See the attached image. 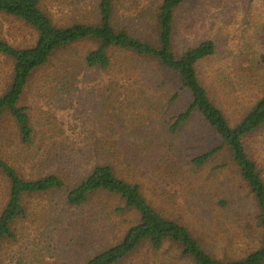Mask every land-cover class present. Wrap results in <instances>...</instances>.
<instances>
[{
  "label": "trees",
  "instance_id": "obj_1",
  "mask_svg": "<svg viewBox=\"0 0 264 264\" xmlns=\"http://www.w3.org/2000/svg\"><path fill=\"white\" fill-rule=\"evenodd\" d=\"M190 1L0 0V16L27 27L32 35L13 44L0 31V56L8 64L0 84V264L12 245L38 230L35 223L48 221L39 204L33 206L36 198L49 201L42 204L47 214L55 208L67 214L94 206L91 219L101 223L104 243L72 264H123L142 247L156 252L158 264H264V168L249 144L264 128V93L234 119L212 98L199 66L215 55L217 43H177L180 12ZM259 63L264 66V52ZM85 75L89 80L111 78L112 96H104L100 111L110 121L121 120L105 108L113 93L119 94L121 80L135 78L160 94L132 110L144 119L156 142L149 147L162 155L171 172L200 174L206 180L218 173L234 174L228 176L238 184L233 189L245 190L238 197L240 207L231 212V198L217 203L230 208L228 215L242 228L235 232V250L229 245L222 247L224 253L215 246L209 251L182 216L157 202L138 170L119 157L125 147L113 143L112 124L100 125L102 134L91 132L96 137L92 143L61 147L67 130L52 113L46 111L34 122L39 101L53 93L72 96ZM132 95L137 99L130 96L126 102L137 104L140 97L134 91ZM194 119L213 138V146L188 151L161 145L163 138L177 139ZM64 157L67 167L53 168ZM19 161L29 163L33 177L21 170ZM38 234L49 237L47 229Z\"/></svg>",
  "mask_w": 264,
  "mask_h": 264
},
{
  "label": "rangeland",
  "instance_id": "obj_2",
  "mask_svg": "<svg viewBox=\"0 0 264 264\" xmlns=\"http://www.w3.org/2000/svg\"><path fill=\"white\" fill-rule=\"evenodd\" d=\"M0 23L1 34L10 43L23 44L32 38L28 28L18 22L0 16ZM177 38L179 46L204 39H213L217 43L215 55L199 66V73L212 98L231 118L234 119V115L237 116L245 106L251 105L264 93V66L259 63L260 55L264 52V0H191L180 12ZM7 69L8 64L0 56V84L4 82L2 78H5ZM111 83L108 75L92 80L85 75L72 96H68V92H65L67 95L53 93L39 101L33 110L34 122L41 121L46 111L52 113L56 122L67 130L66 137L60 138L61 147L92 143L96 137L91 136V132L102 134L101 130L104 129L101 128H105L106 122L112 124L113 143L125 147L124 151L119 152V157L128 159L138 170L141 180H144L157 202L182 216L181 220L208 245L209 251L215 246V250L224 253L222 247L229 245L235 250V232L242 228L233 214L228 215L230 208L217 203L221 198H231L230 211L240 207L242 201L238 197L243 196L245 190L233 189L238 184L228 176L234 174L218 173L206 180L200 174L193 177L171 172L169 163L162 161V155L153 151L156 142L149 135L144 119L141 116L137 119L132 110L136 109V105L140 107V104L146 103L145 100L151 95L158 98L160 94L154 93L149 85L135 78L121 80L117 86L119 94L113 93L112 100L105 105V108L111 109L112 115L120 114L121 120L112 118L110 121L104 115L106 112L100 111L104 109V96H112ZM133 91L140 97L137 104L132 100L126 102L133 96ZM127 103L130 107H127ZM101 116H104L103 119ZM133 117H136L134 125ZM100 121L105 122L101 124ZM206 133L200 122L194 119L177 139L175 136L163 138L161 145H177L188 151L203 146L209 148L214 140ZM249 144L264 168V128L250 138ZM128 151L129 156L125 157ZM65 160L66 157L59 159L53 168L67 167ZM17 164L27 176H34L29 163L19 161ZM1 193L0 187V202ZM56 199L52 205L56 206ZM100 199L108 204L113 201L103 195ZM46 201L36 198L32 204H39L38 209L48 221L45 219L35 223L39 231H28L27 239L11 246L5 255V264H72L92 254L99 249V244L104 243L101 223L91 219L95 213L94 206L72 210L67 214L55 208L47 214V210L42 208V204L47 206L49 201ZM45 229L49 237L38 234ZM157 257L152 249L142 247L123 264H158Z\"/></svg>",
  "mask_w": 264,
  "mask_h": 264
}]
</instances>
